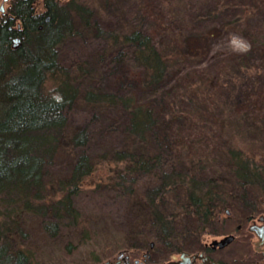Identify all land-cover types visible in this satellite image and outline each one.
I'll list each match as a JSON object with an SVG mask.
<instances>
[{
    "label": "trees",
    "instance_id": "obj_1",
    "mask_svg": "<svg viewBox=\"0 0 264 264\" xmlns=\"http://www.w3.org/2000/svg\"><path fill=\"white\" fill-rule=\"evenodd\" d=\"M166 2L9 3L22 37L13 47L0 27V195L17 206L0 231V264H30L29 253L15 246L23 212L39 214L49 235L76 225L66 195L31 207L62 146L73 163L59 187L74 191L94 160L112 162V187L132 219L126 227L145 235L217 226L219 210H237L259 189L264 151L256 147L249 161L239 147L246 132L264 148V19L246 52L234 51L227 38L214 46L242 17L185 43ZM241 5V15L264 11V0ZM111 77L116 91L104 88ZM77 106L88 112L80 122L71 117ZM105 108L123 118L112 128L111 150L93 158L87 147Z\"/></svg>",
    "mask_w": 264,
    "mask_h": 264
},
{
    "label": "rangeland",
    "instance_id": "obj_2",
    "mask_svg": "<svg viewBox=\"0 0 264 264\" xmlns=\"http://www.w3.org/2000/svg\"><path fill=\"white\" fill-rule=\"evenodd\" d=\"M58 3H64L67 0H56ZM250 0H167L165 11H171L176 21L173 23L176 29L183 32L185 43L196 33L213 31L219 26H227L229 22L235 21L238 17L244 19L239 21L238 25H230L228 37L216 39L215 45L221 42H227L234 49L244 47L245 43L250 45L251 40H256L252 33L256 34L258 23L261 24L264 19V11L249 12L241 15L245 3L248 6ZM39 11L41 6H37ZM197 19L194 25L193 20ZM240 37L241 40L234 39ZM257 38V36H256ZM203 45V43H201ZM236 51V50H234ZM242 52V51H237ZM81 55V54H80ZM104 88L108 91H116L117 86L111 77L104 80ZM47 86L51 82H47ZM105 119L95 125L93 138L87 147L88 153L95 158H99L103 153L111 150L115 137L112 128L118 125L123 118V112L113 108H105ZM88 112L83 107L77 106L71 112L73 121H78ZM239 149L241 155L246 160L255 159L250 153L264 151L261 139L256 137L248 139L249 135L243 133ZM253 137V136H252ZM248 139V140H247ZM257 143V144H256ZM66 152V146H62L49 165L48 173L43 179V189L38 198L31 197V207L38 208L44 202L57 201L68 196L73 209L72 216L77 220L75 226H62L55 235H49L42 227L41 217L31 210L23 212L18 218L23 239L16 238L17 248L26 250L30 255V264H54L59 258H72L81 255L83 252L94 250L96 246L103 245L110 238L127 234L131 219L130 213L125 209L122 202H118L117 191L112 187L113 180L110 179L115 164L107 160H94L92 170L83 177L76 180L77 188L74 191L67 192L62 186L69 178V172L72 167L73 158ZM257 157V156H256ZM214 157H212L213 159ZM64 182V183H63ZM68 185V183H67ZM71 186V185H70ZM32 196V195H31ZM0 195V231H5L8 221L13 217L10 207L17 206L13 201L5 203ZM46 203V204H45ZM41 208V207H40ZM9 209V211H8ZM11 226V225H10ZM12 231L15 233L16 223H12ZM174 228V227H172ZM130 231V230H129ZM97 244L96 246H94Z\"/></svg>",
    "mask_w": 264,
    "mask_h": 264
},
{
    "label": "flooded vegetation",
    "instance_id": "obj_3",
    "mask_svg": "<svg viewBox=\"0 0 264 264\" xmlns=\"http://www.w3.org/2000/svg\"><path fill=\"white\" fill-rule=\"evenodd\" d=\"M32 3L35 0H31ZM56 1V0H55ZM11 0H0V27L13 47L21 43V21L8 11ZM217 226L202 225L189 235L161 228L157 235L124 234L54 264H264V176L251 200L218 211ZM146 229V228H144Z\"/></svg>",
    "mask_w": 264,
    "mask_h": 264
},
{
    "label": "clouds",
    "instance_id": "obj_4",
    "mask_svg": "<svg viewBox=\"0 0 264 264\" xmlns=\"http://www.w3.org/2000/svg\"><path fill=\"white\" fill-rule=\"evenodd\" d=\"M234 39H238V40H241V41H242V38H240V37H234ZM234 50H236V51L246 52V51L250 50V45H247V44L245 43L244 47H242V48H238V49H234Z\"/></svg>",
    "mask_w": 264,
    "mask_h": 264
},
{
    "label": "water",
    "instance_id": "obj_5",
    "mask_svg": "<svg viewBox=\"0 0 264 264\" xmlns=\"http://www.w3.org/2000/svg\"><path fill=\"white\" fill-rule=\"evenodd\" d=\"M49 19V16H46L45 20H48Z\"/></svg>",
    "mask_w": 264,
    "mask_h": 264
}]
</instances>
